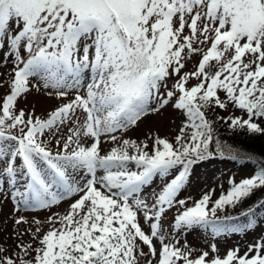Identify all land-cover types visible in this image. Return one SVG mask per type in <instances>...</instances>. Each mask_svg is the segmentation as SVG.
Listing matches in <instances>:
<instances>
[{"label": "snow or ice", "instance_id": "1", "mask_svg": "<svg viewBox=\"0 0 264 264\" xmlns=\"http://www.w3.org/2000/svg\"><path fill=\"white\" fill-rule=\"evenodd\" d=\"M0 64V204L67 203L0 245V264H264V234L225 247L264 224V196L246 203L264 190V152L219 134L264 138V0H0ZM34 92L60 103L19 107ZM172 111L181 125L162 136ZM217 159L252 174L182 198ZM193 231L206 247L181 243Z\"/></svg>", "mask_w": 264, "mask_h": 264}, {"label": "rangeland", "instance_id": "2", "mask_svg": "<svg viewBox=\"0 0 264 264\" xmlns=\"http://www.w3.org/2000/svg\"><path fill=\"white\" fill-rule=\"evenodd\" d=\"M188 70H192V64L188 65ZM9 71V67H6L0 64V74H5ZM6 79V76L0 75V80ZM195 83V81H193ZM5 89L0 90V94H2ZM60 101L52 98H48L39 93H33L28 95L26 99H22L19 103V107L24 108L26 111L35 110L37 115H45L48 111L52 110L56 107ZM239 114V113H237ZM224 115L227 113L224 112ZM159 123L157 127L159 128V132L162 136L167 135L169 137H174L177 133L179 126L181 125V121L183 117L175 111L171 112V115L167 117L168 123H164L163 117L157 118ZM131 135V133H130ZM107 148L108 145H105ZM226 164V165H225ZM253 165L241 163L240 165L236 164H227L224 165H214L211 167H199L196 175L193 178L192 184L188 187L186 194L182 196V198L190 197L189 203L192 200L198 199L203 193L209 191L210 189H215L216 195L218 196L221 192V186L224 188L228 187V180L232 177L239 180L248 177L252 174ZM159 187V181L153 185L150 191H156ZM145 197L149 195L148 192L144 193ZM257 199V193L247 201V204L254 203ZM67 207V203L62 202L60 205L53 207L51 210H39V209H29L27 211L21 210L20 212H13V203H11L7 198L0 204V245H3L9 251L15 250V245L18 242V237L16 235L17 232H24L25 229L30 226L34 229L35 224L32 223L34 219H39L44 221L46 217L52 215L55 212H63ZM231 209H228L230 213ZM25 216L29 220V224H22L16 226L13 223V220L17 216ZM175 215L173 211L170 213V217ZM169 217V218H170ZM46 227V225H45ZM165 229L167 230L168 225L165 223ZM264 234V224L256 228L254 235L244 236L241 235H231L228 237V242L225 244V247H232L234 245L239 244L242 249L248 243H250L255 236H259ZM181 240V243L185 242V238L187 242L193 247H201L207 246L210 242V237L207 233H203L200 231H193L192 233L186 234L185 236L178 237ZM23 240L25 242H29L31 240L30 235H24ZM221 243H224L221 240ZM223 251V249H222Z\"/></svg>", "mask_w": 264, "mask_h": 264}, {"label": "trees", "instance_id": "3", "mask_svg": "<svg viewBox=\"0 0 264 264\" xmlns=\"http://www.w3.org/2000/svg\"><path fill=\"white\" fill-rule=\"evenodd\" d=\"M218 112H219V110H218ZM219 114L224 115V112H219ZM219 134L221 135V137L223 139L227 140L230 143L237 145L238 147H241L242 149H255L256 152H264V138H258L257 140L252 141L244 135L234 137L229 132L227 127L222 125V124L219 127ZM225 162H227V164L240 165L241 163H244L245 161L244 160L232 161L230 159H217L215 162H211V163H208V164L200 166V167H211V166H214L216 164L224 165ZM185 192H187V190L182 193V196L186 194ZM256 193H257V199L255 201H257L258 198L264 196V190L257 191ZM251 204H253V203H251ZM251 204H247V205H251ZM231 210H232V211H230L231 215L239 217L241 222L244 221V218L240 216L241 212L244 210L242 207L238 206L237 208L231 209ZM261 215H264V212L258 213V216H261ZM261 225H263V224H261Z\"/></svg>", "mask_w": 264, "mask_h": 264}]
</instances>
